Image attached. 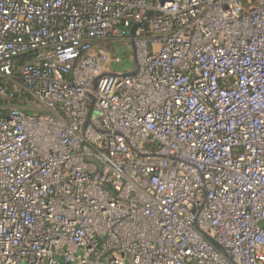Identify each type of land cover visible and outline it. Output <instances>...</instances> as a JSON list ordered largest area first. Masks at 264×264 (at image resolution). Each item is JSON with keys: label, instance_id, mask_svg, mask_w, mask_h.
I'll return each mask as SVG.
<instances>
[{"label": "built area", "instance_id": "2783aa9c", "mask_svg": "<svg viewBox=\"0 0 264 264\" xmlns=\"http://www.w3.org/2000/svg\"><path fill=\"white\" fill-rule=\"evenodd\" d=\"M0 264H264V0H0Z\"/></svg>", "mask_w": 264, "mask_h": 264}, {"label": "rangeland", "instance_id": "374dc122", "mask_svg": "<svg viewBox=\"0 0 264 264\" xmlns=\"http://www.w3.org/2000/svg\"><path fill=\"white\" fill-rule=\"evenodd\" d=\"M120 43L116 44L115 46L112 47V52H115L116 54L120 55L123 59L124 64L122 66H132L133 61L132 60H124V58L127 57V51L126 48H119ZM115 48V49H114Z\"/></svg>", "mask_w": 264, "mask_h": 264}, {"label": "water", "instance_id": "95a60500", "mask_svg": "<svg viewBox=\"0 0 264 264\" xmlns=\"http://www.w3.org/2000/svg\"><path fill=\"white\" fill-rule=\"evenodd\" d=\"M132 30H133V28L131 29L130 35L132 34Z\"/></svg>", "mask_w": 264, "mask_h": 264}]
</instances>
